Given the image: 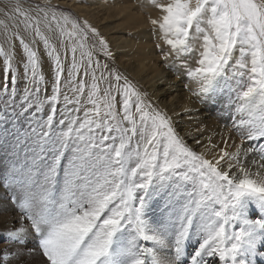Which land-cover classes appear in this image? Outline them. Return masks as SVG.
Returning <instances> with one entry per match:
<instances>
[{
  "label": "snow or ice",
  "instance_id": "1",
  "mask_svg": "<svg viewBox=\"0 0 264 264\" xmlns=\"http://www.w3.org/2000/svg\"><path fill=\"white\" fill-rule=\"evenodd\" d=\"M151 3L161 12L150 23L168 46L164 59L171 58L174 68L179 62L197 85L192 94L203 99L224 88L236 93L240 143L233 142L232 150L214 152L211 145L195 151L166 112L146 101L127 77L93 59L96 44L87 46L89 34L100 52L107 57L111 52L87 21L39 6L31 15L17 5L12 11L23 17L25 32L43 42L53 81L52 95L41 100L45 77L35 39L30 44L13 33L31 85L19 107L40 112L47 103L51 114L39 131L31 130L23 175L14 167L6 178L20 189L13 200L21 212L19 226L0 237L8 246L24 245L34 234L46 264H209V257L219 264H254L264 256L259 251L264 247V143L245 147L264 140V0ZM42 24L58 33L61 46L67 38L64 58L68 51L72 57L67 68ZM0 55L14 85V54L0 46ZM81 70L91 76L90 84L77 79ZM62 84L65 106L76 107L54 122ZM82 109V116L73 115ZM254 152L259 160L249 165ZM250 209L258 213L256 219ZM15 255L5 247L0 264H10Z\"/></svg>",
  "mask_w": 264,
  "mask_h": 264
},
{
  "label": "rangeland",
  "instance_id": "2",
  "mask_svg": "<svg viewBox=\"0 0 264 264\" xmlns=\"http://www.w3.org/2000/svg\"><path fill=\"white\" fill-rule=\"evenodd\" d=\"M166 1L157 0L159 3H166ZM151 4V0H0V21L3 22L0 23V46H3L5 50H11L13 52V64L17 75V80L13 85L11 75L9 74L6 76L4 72L3 61L5 58L0 55V237L4 236V234L12 228L18 227L21 216V212L16 202L13 200V196H18L20 194V189L16 184L9 185L6 178L11 176L14 167L19 175H23L24 165L31 155L29 149L34 139V137L31 139L29 138L31 130L35 128L39 131V125L51 114V105L47 103L43 105V110L40 112H37L34 107L27 111H22L19 107V105L23 103L22 97L26 94L27 88H30L31 85L30 82H26L22 46L19 40L12 36L13 33L18 31L20 36H23L26 42L30 44L33 39H35L33 47L39 52L41 57V70L45 77V81L41 83L38 93L41 100H46L47 97L52 95L53 81V64L46 54L43 42L38 37L34 38V34L30 31L25 32L23 24L20 23L23 17L15 14L12 10L18 5L23 11H27L31 15H36L38 6L41 8H55L58 12L66 13L72 19L80 21L81 23L87 21L88 24L95 28L99 35L104 38L107 42V49L111 52V57H107L103 52H100L96 38L89 34L87 46L91 47L93 44H96V48L93 49V59L98 60L101 65H107L109 69L116 70L123 77H127V79L136 85L139 91L144 95L146 101H150L153 107L167 112L168 116L172 118V116H174L172 112H168L160 106L157 101H154L155 99L151 96L147 88V82L156 79L162 70H164L165 73L169 72L172 74L171 76H169V73L167 75L170 79L176 78L175 80L178 83L176 82L175 84L179 86L185 85L186 81L191 82V80L188 79L185 70L179 68L178 61L176 62L177 67L174 68L169 66L172 62L171 58L167 61L164 59V52L168 50V46L159 38L160 33L156 32V30L154 31L150 23L151 18H157L156 15H154L157 8H152L154 5ZM129 8L133 9V15L137 14L139 21H144L143 25L139 21L136 22L137 18L135 16V18L133 17L132 19L127 16ZM5 25L7 26V31H5ZM133 25L136 26V29L139 28L137 26L147 29V34L149 36L148 42L145 38L143 40L136 37L133 38V43L131 42V31H133L134 28H130ZM41 27L45 35L49 36L50 42L54 44L57 51L61 53V59L67 68V66L71 64L72 59L70 51L67 53V59L65 60L64 58L66 49L70 47L67 38L64 39V46H61L58 33L48 32L43 28V24ZM9 36H12L11 41L8 39ZM120 36L124 39L120 40ZM139 41H145L143 50L134 48V44ZM148 45L152 47V50ZM157 45H159V47H157ZM147 52L150 54H146ZM76 58L77 60L80 59L79 51H77ZM236 58H239L237 54ZM189 62L194 65V60L192 58H189ZM232 63H235L234 60ZM82 72L83 70H81V76L77 77V79L83 78L90 84L91 76L85 77L82 75ZM156 72H158V74ZM96 74L99 76L100 71L97 70ZM6 82L7 88H5ZM103 87L104 84L101 83V88ZM63 95L64 86L62 84V93L60 101L56 106L57 111L54 122L64 119L68 114V109L76 107L75 105H67L66 107ZM69 96L71 97L70 93ZM86 96L87 90L85 91L84 97L81 98L82 104H84ZM203 99L206 104L202 111V113L206 114L205 120L198 124L197 121L190 118L189 124L195 123L194 130H200L202 128L207 130L210 123L214 121L221 123L223 120L220 119L223 117L226 123H224V125L227 127V134L229 131L235 132L237 138L240 140L241 134L234 126L235 122L241 118L240 113L237 112L239 101L236 93L231 92L228 88H224L215 94L210 93L208 97ZM220 100L227 101H221L219 104H216V102ZM87 107H90V105H87ZM33 113H35V115H33ZM73 115L82 116L83 109L79 113H73ZM186 116V114L179 113L176 119H172L176 131L181 136V126L187 118ZM200 124L202 125L201 128ZM203 135L204 139L201 138L197 145L191 144L192 140H187L184 136L182 137L195 151L201 152L200 145H213L207 141L208 134ZM17 137L19 138V142H17ZM261 143H264V140L246 142L245 144L247 146L255 145L258 148ZM253 154L255 158L259 160L258 152H254ZM248 164L251 165V161ZM257 215L258 213L250 209L251 219H256ZM37 245L38 241L34 234L26 237L24 245L8 246L6 239H0V256L3 255L5 247H9L10 251L17 253V255L11 258L10 264H46V258L43 257ZM146 246L151 247V244L148 243ZM188 251H191V247L188 248ZM259 251L264 252V247H259ZM207 259L209 261V258ZM209 264H219L218 258L210 260ZM254 264H264V256H257L254 260Z\"/></svg>",
  "mask_w": 264,
  "mask_h": 264
},
{
  "label": "bare ground",
  "instance_id": "3",
  "mask_svg": "<svg viewBox=\"0 0 264 264\" xmlns=\"http://www.w3.org/2000/svg\"><path fill=\"white\" fill-rule=\"evenodd\" d=\"M135 1H138V0H135ZM164 1H166V0H164ZM160 3H162V2H160ZM163 3H165V2H163ZM154 7L155 6H152V8H154ZM143 9H142V11H143ZM132 10L133 9L129 8L127 16L130 19H132L135 16L137 18L136 22H138L139 18L137 16V14L133 15L134 13H132L133 12ZM152 14H154V13H152ZM101 15L103 16L102 13H101ZM154 15H156V17L161 15L160 10L156 9V12H155ZM140 20H141V18H140ZM142 20H144V19H142ZM139 22L142 25L144 24V21H139ZM145 23H146V21H145ZM137 27H139V28L136 29V26L133 25L130 28V29L134 28L133 31H131V33H132L131 34L132 35L131 42L133 43V38H135V37L138 38V39H143V40L145 38L147 40V42H148L149 36L147 34V29L146 28H141L140 26H137ZM156 32H159V31L156 30ZM155 35H158V34H155ZM159 38L161 39V35L159 36ZM119 39L123 40L124 38L122 36H120ZM154 39H155V37H154ZM144 42L145 41H143V42L139 41L138 43L134 44L135 45L134 48H136L137 50L138 49L139 50H143ZM163 46H165V45H163ZM148 47L152 50V47H150L149 45H148ZM146 54H150V53L147 52ZM236 54L239 56V52H237ZM234 62H235V60H234ZM150 68H151V65H150ZM156 73L158 74V72H156ZM168 73L169 72L165 73L164 70H162V72L159 74V76L156 79H154L152 81L149 80V82H147L148 83L147 88H148L151 96L155 99V100L153 99L154 101H157L160 104V106H162L168 112H172V114L174 115V116H172L173 120L176 119V117H178L179 113L187 115L186 116L187 118L184 120V123L181 126V128H182V130H181L182 136H184L187 140H190V141L192 140L191 144L197 145L196 141L200 142V139L204 137L203 134H205V135L208 134L207 141L209 143H212L213 145L216 146V148L214 149V152H218L221 147H229V150H232V148L230 146L233 144V142H235L236 144L240 143V140H239V138H237V135H236L235 132L229 131L228 134H227V132H226L227 131V127H225V125H224L225 121H224L223 117L220 119V120H223V121H221V123L217 122V121H214L213 123H210V126H209V128H207V130H205L203 128L200 129V130H194L195 129V123L193 122V123L189 124V120L191 118V119L197 121L198 124L201 123V122H204L205 115H206L205 113H202L204 107L206 106V104L204 102V99L198 98L197 96H192L193 95L192 94L193 90L197 87V85L193 81H191V82L190 81H186L185 85H180L179 86V85L175 84L177 82L175 80L176 78L175 79H170L168 77V75H167ZM171 75L172 74H170L169 76H171ZM221 101H227V100L217 101L216 104H219ZM201 127H202V125L200 126V128ZM198 128H199V126H198ZM204 142H205V140H204ZM225 142H227V143H225ZM206 147H210V145L209 144L200 145L201 151H204ZM245 147L247 148V147H250V146H247L245 144ZM214 152L208 154L209 158H210V156L212 154H214ZM253 159H256L254 154L253 153H249V155H248V163L250 161H252ZM213 259H215V258L209 257V261L213 260Z\"/></svg>",
  "mask_w": 264,
  "mask_h": 264
}]
</instances>
